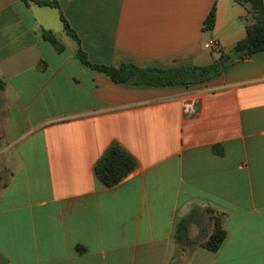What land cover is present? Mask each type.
<instances>
[{
    "label": "crops",
    "instance_id": "1",
    "mask_svg": "<svg viewBox=\"0 0 264 264\" xmlns=\"http://www.w3.org/2000/svg\"><path fill=\"white\" fill-rule=\"evenodd\" d=\"M56 2L0 0V264H264V52L200 85L114 84L59 19L91 64L207 66L245 37L248 5ZM113 143L136 168L106 188L93 167Z\"/></svg>",
    "mask_w": 264,
    "mask_h": 264
},
{
    "label": "trees",
    "instance_id": "2",
    "mask_svg": "<svg viewBox=\"0 0 264 264\" xmlns=\"http://www.w3.org/2000/svg\"><path fill=\"white\" fill-rule=\"evenodd\" d=\"M25 4L33 3L39 7L58 9L56 0H22ZM242 5H248L253 24L245 29V37L238 41L233 49L226 54L221 53L216 61L207 66H181L172 68L140 67L133 64H121L118 67L91 64L85 53L80 49V43L75 32L70 28L61 14L59 19L63 31L77 45L76 60L84 67L105 75L112 83L135 87H175L204 84L215 78L224 68L237 60H243L255 53L264 52V8L262 0H235ZM215 21V8L212 7L206 16L203 27L210 30ZM42 38L49 42L57 52L63 51L49 31H42ZM136 168L135 159L118 144H111L96 162L93 172L96 178L106 187L112 188L126 178ZM186 222L179 225L184 227ZM225 238L219 220L214 219V228L201 247L210 252H216ZM81 251V248H77Z\"/></svg>",
    "mask_w": 264,
    "mask_h": 264
},
{
    "label": "built area",
    "instance_id": "3",
    "mask_svg": "<svg viewBox=\"0 0 264 264\" xmlns=\"http://www.w3.org/2000/svg\"><path fill=\"white\" fill-rule=\"evenodd\" d=\"M214 47H216V46H214Z\"/></svg>",
    "mask_w": 264,
    "mask_h": 264
}]
</instances>
